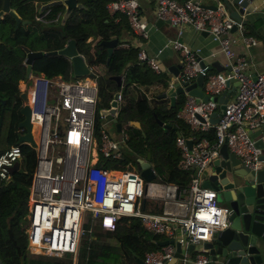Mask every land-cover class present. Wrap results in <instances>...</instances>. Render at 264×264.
<instances>
[{
    "label": "built area",
    "instance_id": "1",
    "mask_svg": "<svg viewBox=\"0 0 264 264\" xmlns=\"http://www.w3.org/2000/svg\"><path fill=\"white\" fill-rule=\"evenodd\" d=\"M140 1L109 0L105 7L110 14H123L130 30L137 37L147 39L148 24L139 14ZM154 1L157 19L176 27L175 36L168 39L166 45L182 56L180 76L184 80L202 75L203 92L209 97L225 91L228 78L238 81L218 122L209 121L219 106L217 100L210 98L203 101L186 94L177 112L193 132L212 127L214 138L176 136L175 144L184 156L181 168L191 171L188 185L154 179L145 181L138 169L126 170L99 163L100 156L119 158L125 149L127 133L124 126L119 137L111 136L103 124L96 130L98 71L86 63L91 74L71 79L60 75L53 78L31 76L30 72L20 91L26 93L31 107L32 130L34 125L40 127L38 142L41 146L29 185L24 229L27 249L31 253L76 255L87 216L106 230H113L119 218L127 216L137 218L149 232L174 240L145 252L146 263L164 264L173 257L176 242L188 249L189 244L212 240L216 231L229 224V211L217 203L216 191L201 184V174L219 156L221 145L226 144L228 151L249 168L257 170L262 166V151L251 133L264 125V71L254 76L248 74L245 56L233 48L238 39L245 45L254 43V39L243 32L240 36L232 35L236 22L222 0L217 1L214 8L203 7L197 0ZM47 13L48 10H44L37 19L50 23L60 17L58 13L55 18L47 19ZM184 25L206 31L219 43L229 68L226 73L211 72L206 62L201 66L198 50L181 40ZM242 25L237 23V27L242 28ZM65 57L71 65L70 57ZM138 58L155 72L162 69L156 56L148 54L143 47L139 48ZM120 96L118 92V100ZM53 114L58 116L57 120L64 119V127L57 121L51 124ZM188 140L192 142L191 147ZM21 155L19 143L0 152L1 182H11L12 167ZM145 200L155 203L160 200L161 204L157 205L162 206V211L144 210ZM209 261L210 255L204 247L192 257L184 258L185 263L191 264Z\"/></svg>",
    "mask_w": 264,
    "mask_h": 264
},
{
    "label": "trees",
    "instance_id": "2",
    "mask_svg": "<svg viewBox=\"0 0 264 264\" xmlns=\"http://www.w3.org/2000/svg\"><path fill=\"white\" fill-rule=\"evenodd\" d=\"M50 0H9V8L14 10L21 20L19 23L10 13H4L0 18V112L3 108V119L0 130L6 122V133L0 138V152L17 143V138L23 130L18 123L23 116L20 108L23 101L20 98L19 81L25 79L27 48L29 51L49 52L64 48L68 39L75 40L78 53L90 64L99 53L106 51L102 40L116 37L118 45L114 49V65L105 73L97 76V100L95 104V125L99 128V110L110 106L114 92H120L117 121L124 126L127 133V147L119 158L100 156L99 163L126 170L138 169L137 158L144 157L150 152V162L156 173L154 180L164 181L186 186L190 180V170L181 168L183 153L177 148L175 138L182 134L185 137L194 135L197 138H214V129L193 132L187 123L177 116L183 105L185 95H178L174 106H170L169 98H158L154 95L148 98L138 85L157 84L168 87L169 77L166 72H155L145 61L138 58L139 47L129 41L122 40L126 31L133 33L124 15L118 21L109 17L105 10L108 0H78L84 8L74 9L64 25L58 20L44 23L37 19L39 5ZM3 0H0V9ZM47 19H53L63 12L62 5L46 8ZM126 20V21H125ZM134 34V33H133ZM245 34H247L245 32ZM135 35V34H134ZM91 37V40L88 38ZM112 58V59H113ZM102 63L99 56L96 67ZM68 59L59 53L43 54L36 58L32 70L37 74L43 73L46 78L60 75L65 79L75 78L70 72ZM113 75H121L122 82L118 85ZM5 101L2 104V101ZM158 118L165 129L157 122ZM138 122L139 125L132 124ZM146 142L149 146H146ZM22 155L18 160V167L13 171L11 182L0 181V258L4 264H32L40 263L43 254L33 256L27 249L24 224L26 214L29 185L37 160V149L26 143H19ZM2 147V149H1ZM143 209L160 213L162 206L145 200ZM98 225L90 216L82 224L83 234L88 233L87 252L81 246L80 257L76 264H138L136 258L144 260L145 252L158 249L160 242L165 239L161 234H154L146 230L137 218L122 216L113 230L98 227L91 230V225ZM12 231L16 244L21 249V257L8 237V230ZM82 234V235H83ZM82 245H85L82 241ZM86 250V249H85ZM61 254V253H59ZM63 254V253H62ZM59 256L50 260V264H72L71 254ZM64 257V258H63Z\"/></svg>",
    "mask_w": 264,
    "mask_h": 264
},
{
    "label": "water",
    "instance_id": "3",
    "mask_svg": "<svg viewBox=\"0 0 264 264\" xmlns=\"http://www.w3.org/2000/svg\"><path fill=\"white\" fill-rule=\"evenodd\" d=\"M230 16L236 22L232 30L237 27V23L248 24L246 16L252 15L254 17L253 23L257 26L264 27V0H223ZM53 5H62L63 12L60 15V24L64 25L67 18L74 9L84 8V5L78 0H50L39 5L38 13L43 12L46 8ZM206 8H214V4H202ZM4 13H10L16 19V26L19 23H27L26 20H21L17 13L9 8V0H3L0 9V18ZM244 17V18H243ZM159 22H162L159 20ZM168 24V22H165ZM264 29V28H263ZM262 40L264 42V32H262ZM101 44L107 50V62L113 54V49L117 45V39L112 38L102 40ZM26 58V77L32 70L33 61L41 57L43 54L59 53L68 56L71 59L72 74L74 77H81L90 74L84 56L78 53L75 46L74 39H68L64 48L60 50H53L49 52L29 51L27 48ZM201 66L205 64L203 60L200 61ZM212 68L219 69L218 62H213L209 65V70ZM229 68H227L226 72ZM169 70L173 73L174 78L169 83L167 89L160 92L158 97L170 99V105L174 106L177 95H191L201 98L203 101L217 100L219 102L218 108L210 115V123H216L219 117L223 114L225 103L232 95L234 87L237 86L238 81L235 78H228L226 81L227 89L220 95H213L211 97L203 92V76L198 75L194 79L184 80L180 76L179 65L170 67ZM114 80L120 85L122 81L121 75H113ZM233 87H230V85ZM118 91L114 92L110 101V106L106 109L99 110L101 117H115L119 108V101L117 99ZM20 98L23 105L20 108V114L23 116L18 123V127L23 131L19 133L17 143L29 142L32 146H36L32 133L31 122V107L27 101L26 93L20 92ZM5 101H2L4 104ZM201 119V117L198 115ZM156 118V116H155ZM3 119V108L0 112V130ZM157 122L163 125L165 129L169 128L168 124H163L158 118ZM115 124L116 131H120L121 123L116 118L112 119ZM132 124L139 125L138 122ZM255 138L256 145L263 149L260 155L262 166L257 169H251L246 166L234 153L229 152L226 144H222L219 149V156H217L211 164L205 168L201 174V184L210 187L216 191V200L224 208L229 211V224L224 229L218 230L213 234L212 240L204 241L203 247L208 250L210 261L207 264H264V125L255 129L251 133ZM189 147L192 142L187 141ZM146 146L149 143L146 142ZM150 152H147L144 157L137 158L138 170L145 181L155 179L156 173L150 162ZM18 167L16 162L12 170ZM8 237L16 248L17 254L21 257V249L16 244L12 231L8 230ZM174 240L164 239L160 245L173 243ZM190 250L194 249L193 244H189ZM185 256L181 252L179 242L175 243V252L173 257L164 262V264H175L178 259L182 260ZM138 264H148L140 258H136ZM0 264H4L0 258Z\"/></svg>",
    "mask_w": 264,
    "mask_h": 264
},
{
    "label": "crops",
    "instance_id": "4",
    "mask_svg": "<svg viewBox=\"0 0 264 264\" xmlns=\"http://www.w3.org/2000/svg\"><path fill=\"white\" fill-rule=\"evenodd\" d=\"M178 1H183V0H178ZM197 1L201 2L202 4H216V2L219 0H197ZM105 10H106V7H105ZM106 12L109 17H114L115 21H118L119 16L123 15L121 13L110 14L107 10ZM139 14L141 15L143 19H145V21L148 24V38L142 39V38L137 37L133 33L126 31L124 34H122V40L129 41L132 45L138 46L139 48L143 47L148 52V54L152 56H156L157 61L160 65V68H162L161 72L164 71L167 73L169 77V83H170L172 79L174 78V76L171 70H169V68L174 67L175 65L177 66L179 65L180 72L182 68V56L179 54L178 50H176L175 48L171 46L166 45L168 39L175 36L176 27L170 24L164 23V22L163 23L159 22V20L157 19L155 15V1L154 0H141L140 5H139ZM245 18L247 19L248 24H243L242 28L238 26L237 28L232 30L231 33L232 35L240 36L242 32L243 33L246 32L247 33L246 35L252 36L255 42L245 45L240 39H238L235 45L233 46V48L237 53H240L243 56H245L246 72L254 76L258 72L264 71V42L262 40V37H263L262 32H264V29H263L264 27L262 25L257 26L256 23H253L254 17L252 15L246 16ZM182 29H183V32L181 34V40L184 43H186L190 48L198 50V55L201 57V59L204 62H206L209 65L213 64V62H218L219 69L217 70L215 68H212L210 71L211 72H218V71L221 72L222 71L226 73V70L228 68L226 65V58L223 55V53L220 51L219 43L213 40L212 36L206 31H200V30L194 29L189 25H184ZM88 40H91V37H89ZM117 45H118V39H117ZM114 49H113V54H114ZM113 54L110 57V60L108 62L106 60L107 58V50H106L103 53H99L95 57V59L91 61L90 64H88L87 62L86 63L88 64L89 68H91L92 70H96L100 74H102L113 67L114 65L113 60L115 59L113 58ZM99 56L102 57V63L96 67V63L98 61ZM32 71L33 70H31V76H32ZM36 76H44V75L43 73H39ZM25 79H26V76H25ZM25 79H22L19 81V84H18L19 90H21V88L25 86V83L27 82V80ZM138 87L140 90L145 92L148 98H151L154 95L158 97V94L160 92L167 89V87H163L162 85H157V84L142 85V86L138 85ZM230 87H233V85L231 84ZM235 88L236 87H234V90L232 91V95L235 91ZM165 98H168V97H165ZM100 118H101V122H99L100 124L99 127L101 126V124H103L105 129H109L108 122L106 119L108 118L117 119V115L115 117H111V116L101 117L100 116ZM114 127H115V124H114ZM121 128H122V124L120 127V131H121ZM120 131H116V132H120ZM261 151L263 153V149H261ZM202 247H203V242H199L194 245L193 250H190L189 248L187 249L185 247H181V252L184 254V256L189 258V257H192V255H194ZM43 256H44L43 257L44 260H42L40 263H32V264H50L49 261L54 260L55 258L54 256L50 254L49 255L43 254ZM76 263H77V256H76L74 264ZM175 264H191V263L189 262L185 263L184 259L182 260L178 259V261Z\"/></svg>",
    "mask_w": 264,
    "mask_h": 264
},
{
    "label": "rangeland",
    "instance_id": "5",
    "mask_svg": "<svg viewBox=\"0 0 264 264\" xmlns=\"http://www.w3.org/2000/svg\"><path fill=\"white\" fill-rule=\"evenodd\" d=\"M37 75V73L33 70L32 71V76H36ZM26 76V75H25ZM57 118H58V116H56V114H53L52 116H51V124H53L55 121H57L58 123H59V125L61 126V127H64L65 126V121H64V119L62 118V117H60L58 120H57ZM107 120V122H108V128L109 129H107V131H108V133L111 135V136H114V137H119L120 135H122V133L121 132H116V130H115V127H114V124H113V122H112V119H106ZM98 122H101V118L99 117V119L97 120ZM6 122H7V120L5 121V123H4V125H3V128H2V133H1V136H0V138L1 139H3L4 137H5V133H6ZM48 128H50V126L48 127ZM100 128V127H99ZM98 128V129H99ZM97 129V130H98ZM39 130H40V127L38 126V125H34L33 126V137L35 138V140L38 142V140H39ZM0 144H2V142H0ZM127 147V140H125V148ZM40 151H41V146H40V144H39V142H38V146H37V154H40ZM48 156H50L49 154H47ZM156 203H160L161 204V201L160 200H158V201H156ZM218 203V202H217ZM28 213V212H27ZM26 219H27V214H26ZM94 222H96V221H94ZM26 224H27V222L24 224V229H25V226H26ZM98 224V223H97ZM99 226L98 225H93V223H92V225H91V230H95L96 228H98ZM88 236H89V234L88 233H85V234H83L82 236H81V239H83L82 241H83V243L85 244V245H82V241H81V246H82V248L84 249V252L86 253L87 252V246H88ZM83 249H81L80 250V245H79V248H78V251H77V253H76V255H73V256H71V261H72V264H74V262H75V259H76V256H77V258H79L80 257V253H81V251L83 250ZM86 249V250H85ZM79 251H80V253H79ZM33 254V256H39L40 254H43V253H32ZM45 255H52V256H54L56 259H57V257L58 256H66V254H56V253H44ZM78 255H79V257H78ZM42 256V255H41ZM40 256V257H41ZM51 256V257H52ZM69 256H70V254H69ZM39 257V259L40 260H44V259H42V258H40ZM54 258V259H55ZM64 258V257H63ZM78 262V261H77Z\"/></svg>",
    "mask_w": 264,
    "mask_h": 264
},
{
    "label": "clouds",
    "instance_id": "6",
    "mask_svg": "<svg viewBox=\"0 0 264 264\" xmlns=\"http://www.w3.org/2000/svg\"><path fill=\"white\" fill-rule=\"evenodd\" d=\"M44 11V10H43Z\"/></svg>",
    "mask_w": 264,
    "mask_h": 264
}]
</instances>
